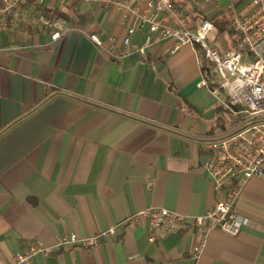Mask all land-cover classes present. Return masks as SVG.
Listing matches in <instances>:
<instances>
[{"label":"crops","instance_id":"1","mask_svg":"<svg viewBox=\"0 0 264 264\" xmlns=\"http://www.w3.org/2000/svg\"><path fill=\"white\" fill-rule=\"evenodd\" d=\"M173 1L189 26L209 19L217 44L230 41L215 22L231 0ZM26 7L63 19L66 30L56 40L52 28L0 31V264L32 240L51 251L30 264H264V174L247 182L236 204L248 223L236 236L209 230L197 258L199 229L181 226L150 242L146 217L124 222L149 206L202 214L221 197L203 170L204 147L242 117L224 94L199 84V48L173 49L154 34L145 52L117 62L107 53L125 35L117 6L46 0ZM143 40L141 32L132 38ZM111 225L115 235L97 247L56 245L63 234Z\"/></svg>","mask_w":264,"mask_h":264},{"label":"built area","instance_id":"2","mask_svg":"<svg viewBox=\"0 0 264 264\" xmlns=\"http://www.w3.org/2000/svg\"><path fill=\"white\" fill-rule=\"evenodd\" d=\"M29 1L46 0H0V31H12L22 26L52 28L51 39H58L66 30L63 27L65 21L28 9L26 4ZM105 1L120 9L122 22L126 25L122 45L116 50H107L111 58L120 62L133 53L145 52L156 42L152 38L154 34L158 38L171 39L173 49L187 45L198 47L204 60L199 84L217 97L224 94L228 104L237 108V115L242 117L234 131L209 140L204 147L203 170L213 189L221 195L215 205L202 214L187 216L165 207L149 206L124 220L146 217L150 242L177 232L181 226L201 230V239L192 252L197 258L206 245L209 230L216 228L229 236H236L248 223V218L236 210V204L247 182L264 174V0H250L244 11H237L232 4L224 7L231 15L229 29L238 35L236 47L230 48L217 44L209 19L200 20L194 27L189 26L173 0ZM139 32L143 33L144 40L136 45L132 38ZM89 38L103 47L96 33H90ZM148 183L152 185L153 180L150 178ZM115 232V225L86 236L71 232L58 236L56 245L97 247ZM50 251V247L32 240L15 251L5 264H30L35 255Z\"/></svg>","mask_w":264,"mask_h":264},{"label":"trees","instance_id":"3","mask_svg":"<svg viewBox=\"0 0 264 264\" xmlns=\"http://www.w3.org/2000/svg\"><path fill=\"white\" fill-rule=\"evenodd\" d=\"M60 15H62V14L55 13L52 16L57 17V16H60ZM225 17H226V15H224V21L227 20V18L225 19ZM224 21L222 22L221 20H218L217 22H215L216 27L219 29L220 32H223V34H226V33L227 34H230V33H232L234 35L233 37L230 38V41H226V40L224 41V46L229 47V48L230 47H236L237 42H238V35H235L234 31L231 30V29H229V27L227 28V26H228L227 21H229V20L226 21V24L224 23Z\"/></svg>","mask_w":264,"mask_h":264},{"label":"rangeland","instance_id":"4","mask_svg":"<svg viewBox=\"0 0 264 264\" xmlns=\"http://www.w3.org/2000/svg\"><path fill=\"white\" fill-rule=\"evenodd\" d=\"M219 1H222V0H219ZM241 1V2H240ZM247 0H237V2H236V0H231V2H229V3H227V4H224L223 5V8H222V6H220V8H222L223 9V11H225L224 10V7H227L229 4H232L233 6H235L236 7V5H239V4H241V3H245ZM226 13H225V15H226V17H225V19L227 18V20H229L230 21V19H231V15H230V13L228 12V11H225ZM226 20V21H227ZM226 21H224V23L226 24ZM229 21H227V23L229 24ZM227 26V25H226ZM227 28H228V26H227ZM229 33V32H228ZM235 33V32H234ZM235 35H237V33H235ZM228 36H229V38H231V37H233L234 35L232 34V33H230V34H228ZM223 40H225L224 38H222V37H220L219 38V42L221 43V44H223V46H224V43H223ZM227 40V39H226Z\"/></svg>","mask_w":264,"mask_h":264}]
</instances>
